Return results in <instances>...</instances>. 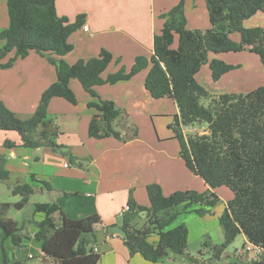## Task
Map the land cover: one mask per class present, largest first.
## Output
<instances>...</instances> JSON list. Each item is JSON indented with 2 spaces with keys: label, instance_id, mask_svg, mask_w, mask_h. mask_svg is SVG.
<instances>
[{
  "label": "trees",
  "instance_id": "1",
  "mask_svg": "<svg viewBox=\"0 0 264 264\" xmlns=\"http://www.w3.org/2000/svg\"><path fill=\"white\" fill-rule=\"evenodd\" d=\"M6 5L9 23L0 32L4 42L0 47V68L10 67L18 58L35 50L47 56L56 72V80L42 91L30 115L21 117L0 100V129L17 131L24 146L47 144L54 150L64 147L52 143L48 138L55 133L44 127L51 98L76 102L70 87L73 78L91 97L87 105L95 109V114L89 121L88 134L96 138L120 137L113 123L124 113L112 100L101 98L95 91L96 85L128 80L148 68L144 85L150 95L155 99L169 97L175 102L178 111L173 115L172 128L179 143L180 157L186 168L200 176L208 188L203 191L178 189L164 194L161 186L154 182L146 186L148 206L138 205L130 197L131 210L123 216L120 228L131 255L139 252L144 259L158 262L169 252L185 254L187 226L182 223L168 226L183 211L198 214L208 211L219 201L214 189L221 186L229 188L232 197L219 216L224 238L221 245L215 247V253L239 233L264 252V85L245 93L211 94L196 79L204 64H208L213 81L237 67L219 58L210 59L209 53L249 51L259 56L264 67V25H244L246 19L264 7V0H205L210 24L206 29L186 26L184 0H179L160 14L164 22L153 36V53L135 56L129 69L121 65L105 78L101 73L113 59L110 51L102 48L97 56L79 58L73 63L63 57L73 49L69 36L81 24L82 15L65 23L56 13L55 0H7ZM233 32L239 33V41L230 37ZM201 98L208 100L207 105L201 103ZM201 122H206V132L193 135L183 132L185 126ZM135 135L136 128L132 127L129 136ZM4 144L7 147L15 145L10 141ZM3 161L0 158V180L8 179L10 174ZM39 181L50 187L46 181ZM12 192L21 195L16 205L22 208L29 201L33 188L28 183H17ZM138 210L146 212L144 227L130 223L131 214ZM33 211L43 214L39 221L30 220L36 225L34 238L41 242L43 264L98 263L101 255L94 250V224L99 222L96 216L71 219L55 202H35ZM56 212L63 215L60 223L54 217ZM0 228L3 239L10 238L15 245L21 243L22 226L0 219ZM151 233L156 234L154 242L147 239ZM2 248L5 264H21L20 261L11 262L4 246ZM189 258L196 264H208L199 258ZM226 264H264V256L259 260Z\"/></svg>",
  "mask_w": 264,
  "mask_h": 264
},
{
  "label": "crops",
  "instance_id": "2",
  "mask_svg": "<svg viewBox=\"0 0 264 264\" xmlns=\"http://www.w3.org/2000/svg\"><path fill=\"white\" fill-rule=\"evenodd\" d=\"M6 2L0 0V32L9 23ZM189 2L184 0L186 26L189 29L208 28L210 24L205 0H193L191 9L187 7ZM55 8L65 23L73 22L78 15H82L81 24L69 36L73 49L63 56L67 62L97 56L102 48L113 54L112 61L101 73L102 78L118 70L121 65L129 69L137 55L150 56L153 53V36L163 24V19L155 20L147 12L146 6L134 4L133 0H96L88 7L77 0H55ZM83 24L88 25L87 30L82 29ZM244 25H264V13L258 11L246 19ZM3 43L0 39V47ZM210 54V59L215 57L227 63H237L225 59L223 55ZM208 68L204 72L205 80L211 77ZM147 72L148 68L128 80L94 87L101 98L112 100L124 111L113 123L120 137L110 135L96 138L88 134V124L95 109L87 105L91 97L77 79L70 80V87L76 96L75 103L61 97L50 99L44 129L55 133L48 139L64 146L69 157L47 144L24 146L17 131L0 129V158H3V166L11 176L14 175L16 180L28 183L32 188H35V184H42L39 180L46 181L52 188L50 190L57 192L52 202L57 203L62 213L71 219L91 216L99 219L102 226L96 230L94 244V250L101 255L97 264H158L144 259L139 252L132 254L133 259L120 228L123 216L131 210L130 207L125 209L130 197L138 205H149L147 184L158 183L164 194L178 189L194 188L203 191L208 188L200 176L186 168L180 157L179 143L172 128L173 115L178 111L175 102L169 97L155 99L150 95L144 85ZM55 80V68L47 56L30 50L26 57L18 58L10 67L0 68V100L10 110L25 117L34 112L42 91ZM132 127L136 128L135 136H129ZM5 141L14 142L15 145L7 147ZM66 162L68 165L64 166ZM224 193L226 204L231 195ZM5 207L6 204H0V219L22 226L23 238L20 244L15 245L10 238L3 239L4 234L0 228V264H5L3 246L11 262L43 264L41 242L34 238L36 226L25 225L27 220H41L43 214L37 212L29 218L16 219L5 214ZM223 210L218 213L219 216ZM62 213L54 214L58 223L61 222ZM190 216H193V211H183L168 226L174 227L180 223L187 226L188 247L191 229L185 217ZM202 216L210 218L207 214ZM137 217L141 220L134 224L133 219ZM130 223L135 227L146 226V212H133ZM111 234L115 236L106 238ZM219 237L223 241L224 234ZM243 238L247 242L243 248L247 249L237 251V262L262 259L264 252H256L253 246H249L244 235ZM147 239L150 242L156 241V234H149ZM181 255L185 258L193 257L189 248Z\"/></svg>",
  "mask_w": 264,
  "mask_h": 264
},
{
  "label": "rangeland",
  "instance_id": "3",
  "mask_svg": "<svg viewBox=\"0 0 264 264\" xmlns=\"http://www.w3.org/2000/svg\"><path fill=\"white\" fill-rule=\"evenodd\" d=\"M94 1L96 0H77V2L85 4V7H88L89 4ZM178 1L179 0H143V2H139L138 0H133V3H140L146 6V10L148 13H150V16L153 15L152 17H154V19L157 21L163 19L164 22V18L160 17V14L169 10ZM105 2H107V0H105ZM192 5L193 0H190L189 4L187 5L188 9H191ZM261 12L264 13V7H262ZM155 16L159 19H156ZM230 37L234 41H239L240 39L238 32L231 33ZM212 54L214 53H211L210 55L213 56ZM219 54L223 55L227 60L237 62L235 64L237 67L229 71L227 74L224 75V77L220 78L215 82L211 79V77L210 79L205 80L204 72L209 66L205 64L201 66L202 68L197 74V79L201 81L203 86L206 87V89L211 94H219L222 92L230 91L245 93L258 86L264 85V67L262 66L259 60V56L257 54L249 51L226 52ZM235 89H238L239 91ZM201 103L207 105L208 100L206 98H201ZM156 116L160 117V115ZM193 127L196 129V131H188L187 134H202L204 133V131H202V128L206 129L207 124L206 122L196 123L193 125ZM64 149V147H59L56 151H58L59 153L62 152L63 155H67L69 157L68 153H66ZM72 159L76 162V160H74L76 159L75 157H73ZM66 163L68 164V162ZM18 177L21 179V176ZM193 178H195V176ZM19 181L21 180H16L15 176H11V174H9L8 179L0 180V204H6L5 214L7 216L16 219H19L20 217H25L24 219L29 218L32 216V214L35 213L33 209H30L31 207L33 208V204L35 202H52L53 198L56 197L57 192L54 190H50L52 189L51 187H48L43 183L41 185L35 184V188H33V192L30 194L29 201L22 208H18L16 207V204L21 199V195L13 193L12 188L17 183H21ZM194 185L195 181L193 179V186ZM224 192H227L232 197V191L229 188L225 186L218 187L217 189H215V193L219 196V201L213 207H211L208 211L202 214H198L197 212L193 211V216H190L189 218L185 217L187 219V225L191 229V239L189 241L188 247L189 252L193 256V258H199L200 261L208 262V264H226L227 262L237 261V251L239 249H243V247L247 245V242H245L243 238V234L239 233L236 235V237L232 240L231 243L227 244L223 248H220L219 252L215 253V247H218L223 242L222 238L219 237L220 234H223V229L219 223L218 213L224 209ZM194 207H198V205ZM20 209H23L21 213L19 212ZM204 214L209 215L210 218L205 219V217L202 216ZM140 220V217L134 218L133 223L136 224L137 222H140ZM29 224L33 227L36 226L34 222L27 220L25 225L28 226ZM121 233L123 235L122 231ZM205 248L206 251L203 252ZM199 253L201 254L199 255ZM133 256L134 255H132L131 257L134 259ZM132 258L131 260H133ZM173 258L175 259L173 260ZM133 262L135 263V260H133ZM187 262H191L189 257L185 258L182 257V255L173 254L169 252L166 257H164L157 263L187 264Z\"/></svg>",
  "mask_w": 264,
  "mask_h": 264
},
{
  "label": "built area",
  "instance_id": "4",
  "mask_svg": "<svg viewBox=\"0 0 264 264\" xmlns=\"http://www.w3.org/2000/svg\"><path fill=\"white\" fill-rule=\"evenodd\" d=\"M82 29H83V30H87V29H88V25H87V24H83V25H82ZM188 131H189V132H190V131H196V129H195L193 126H191V125H189V126H185L184 129H183V132L187 133ZM202 131L206 132L204 128H202ZM67 165H68L67 163H64V166H67ZM125 209L128 210V209H129V205H126V206H125ZM101 226H102V224H101L100 221L94 224V227L96 228V230H97V229H100ZM110 236H115V234L107 235L106 238H108V237H110ZM249 246H253V249H255L256 252H261V251H263L262 248L257 247V246H254V245H252L251 243L249 244ZM246 249H247V248H243L242 250H246ZM242 250H241V251H242ZM188 264H193V263H188Z\"/></svg>",
  "mask_w": 264,
  "mask_h": 264
}]
</instances>
